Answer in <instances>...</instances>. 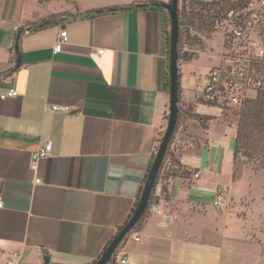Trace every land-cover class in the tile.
<instances>
[{
	"label": "crops",
	"instance_id": "1",
	"mask_svg": "<svg viewBox=\"0 0 264 264\" xmlns=\"http://www.w3.org/2000/svg\"><path fill=\"white\" fill-rule=\"evenodd\" d=\"M149 1L0 0V264L92 263L128 221L170 105V17L166 8L136 6ZM92 9L105 11L86 14ZM61 29L69 38L55 53ZM200 50L186 43L180 50L179 106L205 115L201 108H218L198 97L220 51L194 93L181 69ZM11 88L19 94L2 98ZM190 119L180 129L205 133L196 149L176 148L191 176L161 179L156 195L166 185L169 199L154 201L113 264L125 256L127 264H264V220L250 223L251 192L237 178L250 166L234 176V149L225 155L224 139H236L237 123L211 117L204 128ZM48 141L50 154L33 170L32 153ZM193 172L200 174L194 183ZM221 185L229 193L220 213L233 210L239 219L231 231L219 228L214 212Z\"/></svg>",
	"mask_w": 264,
	"mask_h": 264
},
{
	"label": "built area",
	"instance_id": "2",
	"mask_svg": "<svg viewBox=\"0 0 264 264\" xmlns=\"http://www.w3.org/2000/svg\"><path fill=\"white\" fill-rule=\"evenodd\" d=\"M219 1L218 11L213 17V31L222 34V50L218 64L206 75V81L198 99L200 102L218 108L239 109L245 100L255 98L264 92V0H204ZM223 7V9H222ZM69 38L68 31L61 29L57 35L54 52H60ZM19 92L11 88L2 98L16 96ZM55 111H70L67 105H53ZM53 144L46 142L32 153L31 167L37 169L41 158L50 154ZM200 174L193 172L194 183ZM41 178H36L40 182ZM229 187L218 186L214 191V205L221 207L228 197ZM4 206V196L0 194V208ZM140 240V237H136ZM123 257L120 264H127ZM7 264H15L9 261Z\"/></svg>",
	"mask_w": 264,
	"mask_h": 264
},
{
	"label": "trees",
	"instance_id": "3",
	"mask_svg": "<svg viewBox=\"0 0 264 264\" xmlns=\"http://www.w3.org/2000/svg\"><path fill=\"white\" fill-rule=\"evenodd\" d=\"M193 2L197 6H199V9L190 10L189 12H187L186 6H185L184 12H183V8L179 10L180 38L182 37L179 41V47H180V42H182V39L184 38L185 32H187V38L189 40L188 42L189 44H203L202 38L198 36H191L189 27L192 26L201 31L205 30L209 34V32L214 30L213 29V25H214L213 17L215 16V12L218 11L219 9L218 6L222 4L219 1L206 2L204 0H193ZM228 2L229 1L224 0L223 4L224 5L229 4ZM149 3L150 4L148 5V7L164 8L162 4L165 3V1L150 0ZM122 9H128V8H122ZM104 11L105 9H92V10L87 11L86 14H97L99 12H104ZM183 25L187 26L185 27L186 29L183 28L184 27ZM184 57L189 58L190 56L185 55ZM179 58H182V56L180 55V51H179ZM179 75L181 77L180 69H179ZM179 89L181 93V83H180ZM179 109H180L179 110V120H178L177 128L175 130L172 141L167 149L165 159L159 170V174L157 176L156 184L151 194L149 205L143 217L136 224V226L150 212V207L154 203L155 200L159 201L160 198H164L166 200L169 199L168 187L166 185H163L161 195L159 196L156 195L157 187L161 179H166L170 176H179V177H184V178H188L191 176V171H189L188 168L182 164L179 158V155L177 153L176 147L173 148V143L175 141L177 132L180 129V126L184 124L188 118L196 119L200 122V124L204 128H208V121L211 119V117L206 116V115H201L195 112L194 106L192 104H189L187 107L180 105ZM235 110L238 111L237 114L239 115V118L237 121V136L235 139V147H234V153H233L234 154V166H235L234 176L236 175V170L238 169V166H239L237 157H238V154H240L241 152H243L246 156L252 159H256L258 161L257 164H254L256 165V170L264 172V92L259 93L255 98L245 100L242 106L239 109H235ZM163 134L161 135L159 142H161ZM155 155L156 154H154V156L152 157V161L145 174L143 186L145 184L146 178L152 166ZM143 186L140 190V194L138 196L136 205L142 193ZM134 210L135 208L132 210L128 219L131 217ZM107 245L108 244L104 246V248L102 249V252L98 255V258L105 251ZM116 257H117V254L115 252V254L113 255L112 259L110 260L108 264L115 263ZM92 263H89V264H92Z\"/></svg>",
	"mask_w": 264,
	"mask_h": 264
},
{
	"label": "rangeland",
	"instance_id": "4",
	"mask_svg": "<svg viewBox=\"0 0 264 264\" xmlns=\"http://www.w3.org/2000/svg\"><path fill=\"white\" fill-rule=\"evenodd\" d=\"M229 3V2H228ZM186 6V11L189 12L190 10H197L199 6H197L193 0H180V9L183 8V12ZM71 13L76 14L78 10L74 7H71ZM195 12V11H194ZM185 27V25H183ZM186 29V28H185ZM191 36H198L202 38L203 44H190L187 38V32L184 33V38L182 42H180L179 50H183L185 43L188 46H193L196 48L201 49L195 59L190 60L188 62H181V69L184 73V82L186 86L189 88L191 93H194L195 90L201 89V86L198 87V82L200 75H203L209 64L211 63V58H215L219 51L222 50V42L223 37L221 32L219 31H211L209 34L205 30H198L192 26L189 27ZM182 38V37H181ZM180 38V39H181ZM214 46V47H213ZM213 49V50H212ZM202 85V84H200ZM200 102V100H198ZM211 107V106H208ZM202 112L205 115H209L214 117L212 121H219V122H226L228 124H236L239 118L236 111L233 108H217V109H209V108H201ZM198 121V120H197ZM196 120L190 119V124L199 125ZM200 123V122H199ZM186 124V126H189ZM214 128L216 125H213ZM179 131V130H178ZM178 133V132H177ZM177 137V136H176ZM176 139V148L180 149V147L185 146H192L196 149V145L201 144L205 140V133L197 126L192 128L191 132L186 131V128L180 129V133L178 134V138ZM225 155L228 159V156L232 153L234 149V138L231 136H227L225 139ZM210 144H212L210 142ZM178 153V152H177ZM238 161V169L241 166L247 165L250 167H241L237 173V178L240 180V187L241 188H248L251 192L252 201L250 204V210L248 212L250 216V223H258L264 220V173L263 172H256V165L258 161L256 159H252L246 156L243 152L238 154L237 157ZM213 201V199H212ZM210 202V201H209ZM212 203V202H211ZM214 212L217 213L219 216L218 226L220 229L228 226L229 230H233L235 225L239 222L237 213L233 210L231 212H223L220 213L219 207H215ZM253 245H246L244 248L246 251H249ZM255 248V247H254ZM251 256V255H249Z\"/></svg>",
	"mask_w": 264,
	"mask_h": 264
},
{
	"label": "water",
	"instance_id": "5",
	"mask_svg": "<svg viewBox=\"0 0 264 264\" xmlns=\"http://www.w3.org/2000/svg\"><path fill=\"white\" fill-rule=\"evenodd\" d=\"M149 2H142L136 4L138 7L148 6ZM164 8L168 10L171 27H170V105L168 114V123L165 128L162 140L159 144L152 166L146 178L145 184L142 189V193L135 207V210L128 221L119 229L114 238L109 242L105 251L101 256L95 260L92 264H108L115 254L117 248L124 240V238L133 230L136 224L143 217L151 198L152 191L155 187L157 176L162 163L165 159L167 149L172 141L175 130L177 128L179 120V102H180V75H179V41H180V0H169L162 4ZM115 7L109 8V10H115ZM24 32V29L20 30L16 39V52H17V66L22 61V56L19 51L20 36ZM46 254V261H49L48 252Z\"/></svg>",
	"mask_w": 264,
	"mask_h": 264
}]
</instances>
